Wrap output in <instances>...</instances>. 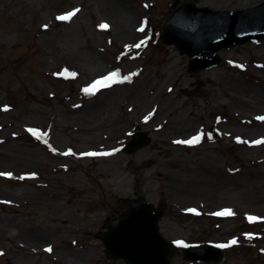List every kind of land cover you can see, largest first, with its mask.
<instances>
[{
    "label": "rangeland",
    "instance_id": "374dc122",
    "mask_svg": "<svg viewBox=\"0 0 264 264\" xmlns=\"http://www.w3.org/2000/svg\"><path fill=\"white\" fill-rule=\"evenodd\" d=\"M109 1L0 0V264H126L105 258L96 234L139 196L164 206L172 264H215L182 259L199 244L227 245L216 264H264V100L248 102L264 97V40L192 74L159 35L185 2L234 11L263 0H111L137 14L123 40ZM91 50L102 70L82 79L75 58ZM113 72L118 83L85 93ZM134 133L149 143L122 151Z\"/></svg>",
    "mask_w": 264,
    "mask_h": 264
},
{
    "label": "water",
    "instance_id": "95a60500",
    "mask_svg": "<svg viewBox=\"0 0 264 264\" xmlns=\"http://www.w3.org/2000/svg\"><path fill=\"white\" fill-rule=\"evenodd\" d=\"M264 38V2L241 11L212 12L185 4L174 11L164 24L162 43L174 45L189 56L188 72H197L219 64L216 52L245 42ZM144 133L134 136L124 151L133 153L146 146ZM126 212L111 219L107 231L98 233L109 259H122L127 264H170L174 249L159 233L158 222L164 207L154 209L143 196L122 199ZM183 257L193 262L218 263L223 252L210 245L183 251Z\"/></svg>",
    "mask_w": 264,
    "mask_h": 264
},
{
    "label": "bare ground",
    "instance_id": "6f19581e",
    "mask_svg": "<svg viewBox=\"0 0 264 264\" xmlns=\"http://www.w3.org/2000/svg\"><path fill=\"white\" fill-rule=\"evenodd\" d=\"M109 4L111 7V11H109V16L114 21L112 29H113L115 38H120L123 40V39L133 38L135 35H137V33L134 32L135 28L132 27L130 23L128 22L130 18H135L137 14L136 13L133 14L131 11H129L127 8H125L122 5H112L111 0L109 1ZM94 42H95V39H94ZM91 46L92 44L89 43L90 49H91ZM97 58H99V56L97 53L93 52V50H91L87 54V56L83 57L82 59L75 58V60L78 61L77 66L80 69V77H82V79L85 78L89 74L96 75L102 70L101 63L99 62V59ZM237 99L239 101H243V99L241 98H237ZM248 99H250L248 100L249 103L255 104V103H259V101L262 99L264 100V97L262 95L252 94V97H249ZM242 103L245 104V102H242ZM163 111L164 110L162 108H157V107H154L152 109V112H157L153 115L154 117L159 116V114L162 113ZM46 245L47 244H45L44 246ZM66 256L67 258L72 257L71 253H69V255H66ZM75 260L76 259H73V261Z\"/></svg>",
    "mask_w": 264,
    "mask_h": 264
},
{
    "label": "snow or ice",
    "instance_id": "6c2138e0",
    "mask_svg": "<svg viewBox=\"0 0 264 264\" xmlns=\"http://www.w3.org/2000/svg\"><path fill=\"white\" fill-rule=\"evenodd\" d=\"M75 12H72V13H68L64 16H60L58 17V19H61V20H66V19H69L72 15H74ZM100 27L102 29H106L108 27V25L106 24H102L100 25ZM142 43V42H141ZM136 47H140V45H136ZM75 75V74H73ZM118 75V73L116 72H113L111 74H109L108 76L106 77H103L101 79H98L97 81H95L89 88H85L84 91L85 92H91L93 90H98L99 87H107L109 86V82L111 83H116L118 82L115 77ZM124 79H129V77H124ZM258 119H264V117H258ZM30 131H33V130H30ZM199 140H200V137L199 136H195L193 137L191 140H188V141H176V143H187V144H195V143H199ZM255 143H264V141H256ZM67 154V153H66ZM85 155H96V153H85ZM23 178V177H22ZM189 211H195L194 209H190ZM216 215H232V212L231 210H224L222 212H219V213H215ZM250 220H254L256 218L254 217H249ZM180 243V242H178ZM231 243H236L235 240H233ZM227 245H220V247H226ZM50 250V249H49Z\"/></svg>",
    "mask_w": 264,
    "mask_h": 264
},
{
    "label": "flooded vegetation",
    "instance_id": "af4514ba",
    "mask_svg": "<svg viewBox=\"0 0 264 264\" xmlns=\"http://www.w3.org/2000/svg\"><path fill=\"white\" fill-rule=\"evenodd\" d=\"M55 252H53V254H54Z\"/></svg>",
    "mask_w": 264,
    "mask_h": 264
}]
</instances>
